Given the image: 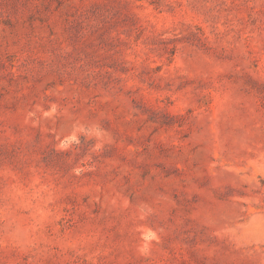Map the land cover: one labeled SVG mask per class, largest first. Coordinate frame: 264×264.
Wrapping results in <instances>:
<instances>
[{
	"label": "rangeland",
	"instance_id": "1",
	"mask_svg": "<svg viewBox=\"0 0 264 264\" xmlns=\"http://www.w3.org/2000/svg\"><path fill=\"white\" fill-rule=\"evenodd\" d=\"M0 264H264V0H0Z\"/></svg>",
	"mask_w": 264,
	"mask_h": 264
}]
</instances>
